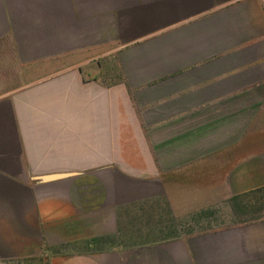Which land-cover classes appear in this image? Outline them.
I'll return each instance as SVG.
<instances>
[{
    "label": "crops",
    "instance_id": "obj_1",
    "mask_svg": "<svg viewBox=\"0 0 264 264\" xmlns=\"http://www.w3.org/2000/svg\"><path fill=\"white\" fill-rule=\"evenodd\" d=\"M262 187L264 0H0V262L67 227L146 237L50 264H264V214L162 219Z\"/></svg>",
    "mask_w": 264,
    "mask_h": 264
},
{
    "label": "rangeland",
    "instance_id": "obj_2",
    "mask_svg": "<svg viewBox=\"0 0 264 264\" xmlns=\"http://www.w3.org/2000/svg\"><path fill=\"white\" fill-rule=\"evenodd\" d=\"M242 202H246L248 204L251 203V205L256 204L255 206H257L258 208H260L261 206H263V208L262 210L258 211H253L255 210V208L252 211L251 209L245 211V209H241L240 207V209L234 208L232 205L226 204L224 206H221L220 208L210 209L208 213H205L203 215L191 216L185 219H173L165 216L162 219L163 222L166 223L164 225L166 226V231L175 229L178 231V233H191L196 231L208 230L225 222L228 223L232 220H239L253 216L256 217L264 214V192L252 194L247 198H244L241 203ZM241 206L243 205L241 204ZM168 227L170 229H168ZM122 229L123 228H119L118 234L117 232H104L102 234L92 235L91 232L80 234L74 228L65 227L62 228L60 235L54 234L48 237V239H50L49 242L54 241V244H48V242H46L43 249L44 251L41 254L13 259L6 262H0V264H50V256L57 250L65 252H89L107 249L108 247L113 245L131 247L137 244H141V239L146 237V233H138V235H132V229ZM75 232L77 233V235H74ZM93 232L96 233L99 231L93 230ZM148 238H153V236H149ZM109 241L115 242L110 244Z\"/></svg>",
    "mask_w": 264,
    "mask_h": 264
},
{
    "label": "trees",
    "instance_id": "obj_3",
    "mask_svg": "<svg viewBox=\"0 0 264 264\" xmlns=\"http://www.w3.org/2000/svg\"><path fill=\"white\" fill-rule=\"evenodd\" d=\"M260 192H264V187H262V188H259V189H256V190H253V191H251V192H249V193H246V194H244V195H240V196H235V197H233L231 200H230V202L232 203V206L234 207V208H241V209H245V211H247V210H249V209H251V211L255 208V210H253V211H258V210H262V208H263V206H261L260 208H258L257 206H255L256 204H252L251 205V203H241V201H243L244 200V198H247L248 196H250V195H252V194H255V193H260ZM241 204L243 205V206H241ZM239 208V209H240ZM208 211L209 210H204V211H202V212H200V213H198V214H196V215H203V214H205V213H208ZM257 217V216H256ZM255 217V218H256Z\"/></svg>",
    "mask_w": 264,
    "mask_h": 264
},
{
    "label": "water",
    "instance_id": "obj_4",
    "mask_svg": "<svg viewBox=\"0 0 264 264\" xmlns=\"http://www.w3.org/2000/svg\"><path fill=\"white\" fill-rule=\"evenodd\" d=\"M70 175V173H61V174H56L54 176H51V177H45L44 179H50V178H60V177H65V176H68Z\"/></svg>",
    "mask_w": 264,
    "mask_h": 264
}]
</instances>
